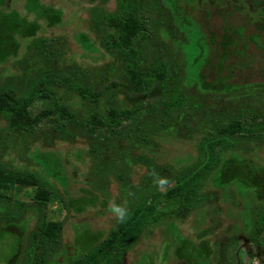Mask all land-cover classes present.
<instances>
[{"label":"trees","instance_id":"1","mask_svg":"<svg viewBox=\"0 0 264 264\" xmlns=\"http://www.w3.org/2000/svg\"><path fill=\"white\" fill-rule=\"evenodd\" d=\"M102 1L107 3L110 0ZM180 1L182 0H155L154 4L159 12H163L164 15L171 19L175 28L173 31L167 29V26L161 21H156L154 27H150L151 20L147 9L137 0H118L117 9L114 12H106L103 7L97 5L91 6L89 8L91 29L89 31H77V29L72 30L65 26L64 10L61 7L46 4L42 0H25V14L21 18V12L18 10L12 11L13 14L9 15L10 13H7V0H0V67L7 66L11 59L17 58L21 47L20 38L32 41L28 46V50L33 57L39 55L42 57V67L35 71V75L30 78L29 83L25 86V89H28L27 92L19 93V89L10 78L0 83V120L9 125L8 133L10 135H14L16 132L33 135L34 131L25 128L24 122L32 104L40 100L46 102L49 106L35 117L32 125H38L47 118L58 119L64 122L63 128L58 129V131L63 132L65 136L72 137V130L69 125L73 124L83 136L90 140L92 145L89 150L90 154L96 155L97 159L104 158L106 145L113 141L114 136L118 135L130 140L137 153L133 162L140 166L141 169L143 168L142 165H151L153 163V165L158 167L167 165L177 171L178 179L168 189L167 193L180 190L178 193V198H180L179 208L187 212L201 213L200 216L202 218H200V221L193 224L194 230L199 231L200 235H202V232H207L203 228L210 226L211 223L209 221L214 220L208 214V210H211L210 207L214 204L211 198H217V195L216 197L213 195L214 193L217 194L214 189L223 188L225 196H228V194L230 196V193H228V182L233 181L237 177L236 179L239 182L249 186L251 184L250 181L253 180L255 185H250L251 188L255 186L253 187L255 199L252 204L246 205L245 208L240 203L241 208H238L234 207L231 199L227 198L226 203L222 204V206L225 208V214L230 207L237 210L236 214H234V218L238 220L234 224V235L243 233L246 236H251V241H255L264 232V166H258L257 161L255 164L256 152L262 150H259V146L258 149L254 147V144L258 143L264 148V138H257L258 134L256 137L253 134L243 135L241 132L243 130L242 123L247 118L262 119V122H264V108L260 105L258 98L253 100L256 95L253 90L247 92L248 90L246 89L248 88H243L242 92L240 88L243 86L241 84L240 88L238 87L239 92H237L238 84H236V87L226 83H216L213 86L211 83H204L205 78L202 74H199L197 79L192 81L191 76L184 71L183 62V65L179 66L177 61H175L178 72L181 71L182 74L178 73V78L173 77V75L170 76L171 73H175L172 60L174 61V58L179 57L177 50L180 44L178 45L177 42L182 41V39L178 38L180 33L176 23L179 21L183 22L189 17L186 8L182 9ZM183 1L186 2L188 8H196L194 5L195 0L189 3V0ZM226 1L228 3L231 0ZM230 4L232 3L230 2ZM234 5V7L239 9L236 3ZM246 5L245 3L244 8ZM250 14L254 18V22L259 21L264 24V16L262 17L264 15V0L261 3H255L254 11L250 12ZM191 20L194 21L192 18ZM197 24L199 25V23ZM61 28H64L66 35L69 34V31L73 32L72 36L69 34L72 44L81 50V54L89 55L87 59L91 65L98 67L105 62L108 56H112V58L124 64L123 67L127 69V75L129 76V85L137 92L141 93L149 89L154 83H158L163 92L166 89L170 90L162 102L164 111H161V115L163 120L156 127L158 133L149 136L145 134V118H142L141 115L142 108L120 109L112 106L104 112L101 109L95 110L91 106L86 105V110L89 113L85 117L80 116L78 110H84L83 104L85 102L98 105L109 90H113V88L118 90L119 85L115 82L116 80L106 78V81L111 82L112 85L107 87L108 89L98 92V80H96L97 74H95L94 67H86L85 64L68 68V76L60 78L59 76L62 75L66 68L64 65L55 63L56 59H54V50L52 48L58 47V44L61 43V38L55 35L56 32L52 33V36H47V34L51 29L59 30L60 33H63ZM239 28H243L241 32L246 31V27L241 26ZM110 29L115 30L117 34L107 37L104 33ZM238 29L234 30L237 34L239 33ZM225 30L229 32L228 28ZM210 40L215 45L214 39L211 38ZM231 40V37L227 35L225 42H221V44L223 47L228 48ZM55 52L57 54V51ZM228 54L226 51L222 53V61L217 65L216 69L219 75L224 70ZM178 61L182 60L179 58ZM210 61L211 59H209ZM55 64H57L56 67ZM209 67H214V64L212 65L211 62ZM235 70L233 72L231 70V73L235 74ZM190 75L193 74L190 73ZM170 83L172 84L171 88H169ZM231 89L235 93L230 92ZM72 94H75L74 98L71 96ZM116 95L117 92L112 91L107 96L108 100ZM261 96L264 97V93ZM202 100L204 102L210 101L208 102L210 104H225L226 102L230 104L231 101V104L236 102L247 103V101L252 104L246 105L239 115L227 120L224 115L211 114L209 105L206 106ZM158 113V109L154 107L145 109L143 112L145 116L151 115V117ZM179 116H183L182 122L186 123V126L188 125L187 122H194L198 117L202 118L200 121H196L195 125L190 127L186 134L194 133L200 137L199 141L188 142L191 147H199L200 156L196 153L193 154L180 150L178 147L176 148L175 143L178 141L165 135L168 129L174 126L175 131H178L181 123V119H178ZM127 121L131 122V125L128 133L123 134L121 128ZM219 144L223 145L220 151H217V145ZM37 151L43 152L41 148H37ZM239 151L244 152V154H253L255 158H252L253 161L249 158L242 163L234 161L236 158H232V156ZM83 152L86 153L85 150ZM7 156L12 158V165L0 162L1 186L20 185L32 188L34 190L33 201L43 208H48L52 204L53 198L59 196L67 211L74 212L73 208L76 213L85 211L84 205L89 202L90 199L88 197L92 192L86 190V196L82 198L73 199V197H69V183L64 180L59 183L57 177L54 178L58 170L56 166L49 167V162L45 158H43L44 160L42 159V153H39L36 157L34 156L35 159L26 156V160L30 161L31 164H20L19 166L18 164L16 165L18 162L16 157L11 156L9 153ZM125 163L128 165V162ZM192 166H196L195 172L196 174L199 172L198 175L201 177V181L197 183H193L192 176H194V172L190 173L191 175L189 176L183 175L185 173L184 169ZM148 168L150 172H153L154 167ZM101 170L103 171V168ZM13 173L18 174V176ZM132 173L136 175L133 172V168ZM118 178L123 180L121 175ZM53 183L60 186L65 197L60 196L53 189ZM215 183L219 186L216 187ZM211 187L214 189H211ZM138 194L140 193L138 192ZM165 195L166 193L161 194L152 203L136 209L135 214L126 225L119 228L115 227L104 241L96 243L97 247L95 249L97 252L94 253V250L85 251V256L73 261V264H91L93 260L101 255H109L114 252L117 261H120L125 253L137 247L138 240L147 229L151 227L163 228L168 220L177 223L179 220L173 217L172 210L156 213V206L161 204ZM67 197L69 199L66 200ZM106 206L107 202H102V207L105 208ZM216 206H220V199ZM239 211L240 213H238ZM225 214H221L220 218L215 220L217 222H220L222 218L231 220ZM17 217H20V215L10 216L2 224L0 223V242L7 233L9 234V232H5L2 229L13 226L14 221L18 219ZM22 223L23 221L20 224ZM134 228H136L135 233L131 234L130 231ZM64 230L62 222L43 220L39 230L34 231L29 239V245L23 254V264H48L54 255L57 259H66L70 252L66 250L67 246L62 241ZM14 236L17 237V235ZM76 239L80 243L79 235ZM184 239L189 243L184 244L185 242H182L184 245L181 246L180 244V247H178L176 240V244H173L174 247L178 248V254L182 259L173 258L168 261L167 258L164 262L168 261L171 264L177 260L176 262L180 264H200V262L193 260V256L190 258L189 253H198L196 251L201 248L203 252L207 251L206 264H215L212 259L215 249L209 245V242H204L198 246L194 241L189 240L188 237H184ZM210 240H213V238ZM233 241L236 242L235 236ZM160 244H163L161 238ZM17 245L18 249L14 252L12 260L14 258L17 259L16 256L21 251L22 243L20 240ZM204 246H206L205 249ZM60 249L64 250V256L59 257ZM181 249H185V251L182 252ZM162 251L164 250L160 249L159 252ZM19 259L21 261V258ZM108 261L112 262L111 259ZM183 261L185 263H182ZM7 264H11V261ZM16 264H19V260Z\"/></svg>","mask_w":264,"mask_h":264},{"label":"rangeland","instance_id":"2","mask_svg":"<svg viewBox=\"0 0 264 264\" xmlns=\"http://www.w3.org/2000/svg\"><path fill=\"white\" fill-rule=\"evenodd\" d=\"M42 1L46 4L63 8L64 18L66 20L65 26L69 29L89 31V29H91L89 8L93 5H97L103 7L106 12H114L117 9L118 0H110L107 3H103L102 0ZM137 1L146 7L149 19L151 20L149 24L150 27H154L156 21H161L164 22L167 29H170V31L175 30L171 19L155 8V0ZM191 1L192 0H189L188 3ZM230 2L232 4H230ZM261 2L262 0H231L228 3L226 0H195L194 5L196 8H188L185 1H180L182 9L186 8L189 17L184 20L185 22L179 21L176 23L180 33L178 38L182 39V41L177 42L178 45L180 44L177 50L179 57L174 58V61L172 60L175 73H171L170 76L173 75V77L175 76L178 78V73L182 74L181 71L178 72L175 61H177L179 66L183 65V62L184 71L191 76L192 81L197 79L199 74H202L205 78L204 83L208 82L213 84V86L216 83H226L236 87V84H238L236 89L237 92H239L238 87L240 88L241 84V86H243L240 88L242 92L243 88H248L246 89L248 90L247 92L253 90V93H256L253 100L258 98L260 105L264 108V97L261 96L264 93V24L259 21L254 22V18L250 14V12L254 11L255 3ZM79 3L80 5L78 6ZM234 3H236L239 9L234 7ZM245 3L247 4V10L246 7L244 8ZM24 4L25 0H7V13L11 15L13 14L12 11L18 10L21 12L20 17H24ZM263 16L264 15H262V17ZM190 17L195 22L199 23V25L192 21ZM241 26L246 27V31L241 32L243 30V28H239ZM227 28L229 32H226L225 29ZM236 29L239 30V35L234 32ZM54 32H56L55 35L61 38V43L58 44L57 47L58 49L52 48V50H54V59L57 60H55V63L64 65L66 68V70L62 72V75L57 76L60 78L67 77L68 68L79 64H85L86 67H94L95 74H97L96 80H98V92H101L103 89H108L107 87L112 85L111 82L106 81V78L116 80L115 82L119 85L118 90L113 88V90H109L108 92L110 94L112 91H116L117 95L114 98H109L110 100H108L107 96L109 94L107 93L98 105L85 102L83 104L84 110H78L80 116L85 117L89 113L88 110H86V105L91 106V108L95 110L101 109L104 112L112 106L119 107L120 109L142 108L141 115L142 118H145V134L149 136L158 133L156 127L163 120V116L161 115V111H164L162 102L166 98V94H169V89L164 91V95L161 86L158 83H154L149 89L141 93L137 92L129 85V76L127 75V69L123 67L124 64H121V62H118L116 59L112 58V56H108L105 62L95 67L91 65L87 59L89 55L81 54V50L72 44L71 36L73 32L71 33L69 31L71 36L69 34L68 36L65 34L66 31L64 28L61 30L64 34L60 33L59 30L51 29L47 36H52ZM104 34L108 37L109 35L112 36L117 33L115 30L110 29ZM227 35L231 37L232 40L229 42L230 46L228 45V48H225L221 42H225V37ZM211 38L214 39L215 45H213V42L210 40ZM20 41L21 47L17 58L11 59L7 66L0 67V83L10 78L19 89V93H23L28 91V89H25V86L29 83L30 78L35 75V71L42 67V57L40 55L32 56V53L28 50V46L32 42L30 39L20 38ZM55 51H57V54ZM225 51L229 54L225 60L224 70L222 74L219 75L216 69L217 65L222 61V53H225ZM61 52L63 54L66 52V54L61 55ZM179 58L182 61L179 62ZM209 59H211L210 62ZM211 62L212 65L214 64V67L210 68L209 65ZM57 64H55V67ZM230 69L232 72L236 69L235 74L231 73ZM190 73L193 75H190ZM180 74L179 76H181ZM171 87L172 84L169 85V88ZM253 87H255V89H253ZM230 92L235 93L232 89ZM71 96L74 98L75 94ZM250 101H247V103L236 102L234 104H231L232 101L230 104H228V102L225 104H210L208 103L210 101L204 102L202 100L206 106L209 105L211 114L224 115L227 120L239 115L240 111L244 109L246 105L252 104ZM48 106L49 104L40 100L32 104L27 118L25 119L24 126L25 128L33 130V135L19 132L10 135L8 133L9 125L0 120V162L12 165V158L7 156L9 153L11 156L18 159L16 165H27L31 164V162L26 160V156L35 159L39 153H42V159L45 158L46 161L49 162V167L56 166L58 170L54 178L57 177L59 183L63 180L69 183V197L71 196L73 199L85 197L86 190H89L92 192L88 197L90 200L84 205L85 211L82 213H76L74 208L72 209L74 212L67 211L60 201L59 196L53 198L52 204L48 208H43L33 201L34 190L32 188H26L20 185H9L7 187L0 185V223L2 224L3 221H6L10 216L20 215V217H17L18 219L14 221L13 226L2 229L5 232H9V234L7 233L0 242V264H7L9 261L17 262L18 260L19 264H23V254L29 245V239L34 231L39 230L43 220L63 223L65 230L62 241L68 248H66V250L71 252L67 259H57L55 255L52 256L49 264H73V261L85 256V251L94 250V253L97 252L95 249L97 247L96 243L104 241L115 227L119 228L120 226L126 225L135 214L136 209L152 203L164 193H166V195L162 199L161 204L156 206V213L164 210H172L173 217L179 220L177 223L168 220L163 228L157 229V227H151L147 229L138 240L137 247L125 253L120 261H117L114 252L109 255H101L93 260L91 264H170L168 261L171 259L175 258L178 260L181 258L177 251L178 248L173 245L176 244V240L179 245L178 247H180V244L182 246L189 243L184 237H188L189 240L194 241L198 246L204 242H209V245L213 246L216 251L215 256L213 253V258H216L217 264H252L254 259H259L260 264H264L263 247H254L243 237H238L236 244H230V238L235 236L234 224L238 222V220L234 218V214H236L237 210L230 207L225 214V208L222 206V204L226 203L227 198L231 199L233 206L238 208H241L240 203H242L245 208L246 205L252 204L255 199L253 188L255 186L252 188L250 187V185H255L253 180L250 181L251 184L249 186L239 182V180L236 179L237 177L233 181L228 182L227 186L229 187L228 193H230V196L229 194L225 196L223 188L214 189L211 187V189L217 192V194H213L215 197L217 195V198H211L214 204L210 207L211 210H208L209 217H212L214 220L209 221L211 223L210 226L203 228V230L206 229L207 232H202V235H200L198 233L199 231L194 230L193 224L194 222L198 223L200 221V218H202L200 216L201 213L187 212L179 208L180 198H178V193L180 190H169L170 192L167 193L168 189H170L176 179H178L177 171L167 165L158 167L153 165V163H151V165H142L143 168L141 169L140 166H137L135 162H133L137 155L136 150L133 148V143L118 135L114 136L113 141L106 145L104 158L97 159L96 155L90 154L89 150L92 147L90 140L83 136L73 124L69 125L72 130V137L65 136L63 132L58 131V129L63 128L64 124L63 121L58 119L52 120V118H47L38 125H32L35 117ZM150 107L158 109L159 113L155 114L153 117H151V115L145 116L143 112ZM178 119H181L178 131H175L174 126L168 129L165 135L173 137L178 141L175 143L176 148L178 147L180 150L193 154L196 153L200 156L199 147H191L188 144L189 141H199L200 137L194 133L186 134L189 128L193 127L196 121H200L202 118L198 117L194 122H187V126L186 123L182 122L183 116H179ZM242 124L243 130L241 133L243 135L253 134V136L256 137L258 134L257 138H264V122H262V119H252L251 117L245 119ZM130 125L131 122H125L121 128V132L127 134ZM222 145L223 144L217 145V151H220ZM258 146L259 150L262 151L256 152L257 155L254 161L255 164L257 161L258 166L261 165V167H263L264 148L258 143L254 144V147H257V149ZM37 148H41L43 152H38ZM84 150L86 153L83 152ZM255 157L253 154H244L242 151L236 152V154L232 156V158H236L234 161L241 163L249 158L252 160V158ZM129 161H131V166H129V163L128 165L125 163ZM148 167H154L153 171L156 170L161 176H166L171 180L165 190L161 191L153 186L151 180V174L153 172H150ZM101 168H103V171ZM132 168L136 175H133ZM184 170V176H189L193 172L195 173L194 176H192L193 183L201 181V177L198 175L199 172L197 174L195 172L196 166H192L188 169L185 168ZM138 172L140 173L137 174ZM13 174L18 176V174ZM119 175L123 177V180L118 178ZM137 182L139 184H135ZM217 183H215L216 187L219 186ZM52 186L60 196L65 197L58 184L53 183ZM130 192L132 195H129ZM138 192L140 194H138ZM67 199L69 198L67 197L66 200ZM73 199L72 201L75 202ZM219 199L220 206H216ZM110 200H115L117 203L127 200L130 212L125 223L118 224L115 217L108 211V203ZM104 201L107 202L105 208L102 207V202ZM238 213H240V211ZM221 214H225V216L231 218V220L222 218L220 222H217L215 219L220 218ZM21 221H23L22 224H20ZM135 230L136 228L132 229L130 233L134 234ZM14 235H17V237ZM78 235L81 240L80 243H78L76 239ZM160 238L163 244H160ZM211 238H215V240H210ZM19 240L22 243L21 251L17 254V259L14 258L12 260L14 252L18 249L17 244ZM261 240L264 241V239ZM182 242L185 243L183 244ZM157 247H160V249L164 251L159 252L160 249L158 250ZM205 248L206 246H204V249ZM62 249L59 251V257L65 255ZM174 249L176 250L174 251ZM181 251L184 252L185 249H181ZM208 251L210 252V250ZM196 252L198 253H189V257L192 258L193 256V260H196V262L206 264L207 251L203 252V249L200 248ZM19 258H21V261ZM109 259L112 260L111 263L108 261ZM165 259L168 261L164 262ZM177 260H175V263L171 264H180L176 262ZM182 263L185 262L183 261Z\"/></svg>","mask_w":264,"mask_h":264},{"label":"clouds","instance_id":"3","mask_svg":"<svg viewBox=\"0 0 264 264\" xmlns=\"http://www.w3.org/2000/svg\"><path fill=\"white\" fill-rule=\"evenodd\" d=\"M131 166V161L128 162ZM152 184L158 190H165L171 180L166 176H161L156 170L151 174ZM129 195H132L130 192ZM108 211L115 217L118 224H123L129 217L130 209L127 200L117 203L115 200H110L108 203ZM252 264H260L259 259H254Z\"/></svg>","mask_w":264,"mask_h":264},{"label":"flooded vegetation","instance_id":"4","mask_svg":"<svg viewBox=\"0 0 264 264\" xmlns=\"http://www.w3.org/2000/svg\"><path fill=\"white\" fill-rule=\"evenodd\" d=\"M255 232H258V231H255ZM264 232H262L259 236H258V239L257 240H255V241H251V236H246V235H244L243 233H241V234H239V235H235V238H236V242H234L233 241V238H234V236L232 237V238H230V244L231 245H234L235 243H237V238L238 237H243L244 239H246L249 243H251V245L252 246H254V247H259V248H264V243H263V241L261 240V239H264ZM263 237V238H262ZM214 240H215V238H213ZM215 251V250H214ZM71 253V252H70ZM215 253H216V251H215ZM214 253V254H215ZM250 254V253H249ZM70 255V254H69ZM68 255V256H69ZM215 256V255H214ZM68 258V257H67ZM66 258V259H67ZM212 259H213V261L215 262V264H217V261L215 260L216 258L214 257H212ZM66 261V260H65ZM11 264H16V262L15 261H13V262H11ZM49 264V263H48Z\"/></svg>","mask_w":264,"mask_h":264}]
</instances>
